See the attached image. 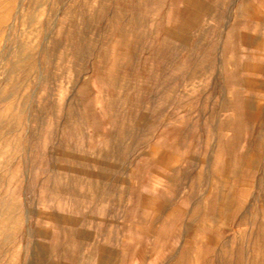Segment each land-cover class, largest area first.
<instances>
[{"label": "rangeland", "instance_id": "374dc122", "mask_svg": "<svg viewBox=\"0 0 264 264\" xmlns=\"http://www.w3.org/2000/svg\"><path fill=\"white\" fill-rule=\"evenodd\" d=\"M0 264H264V0H0Z\"/></svg>", "mask_w": 264, "mask_h": 264}]
</instances>
